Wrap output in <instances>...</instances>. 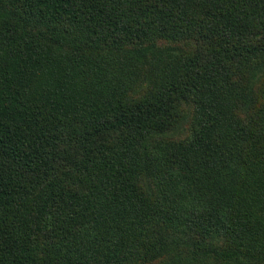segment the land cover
I'll return each mask as SVG.
<instances>
[{
	"label": "trees",
	"instance_id": "1",
	"mask_svg": "<svg viewBox=\"0 0 264 264\" xmlns=\"http://www.w3.org/2000/svg\"><path fill=\"white\" fill-rule=\"evenodd\" d=\"M0 264H264V0H0Z\"/></svg>",
	"mask_w": 264,
	"mask_h": 264
},
{
	"label": "rangeland",
	"instance_id": "2",
	"mask_svg": "<svg viewBox=\"0 0 264 264\" xmlns=\"http://www.w3.org/2000/svg\"><path fill=\"white\" fill-rule=\"evenodd\" d=\"M178 133H180V132H178ZM170 242H171V241L169 240L168 243L170 244Z\"/></svg>",
	"mask_w": 264,
	"mask_h": 264
}]
</instances>
